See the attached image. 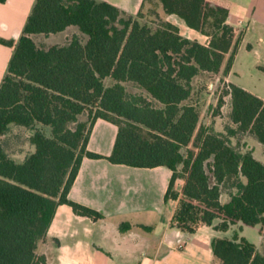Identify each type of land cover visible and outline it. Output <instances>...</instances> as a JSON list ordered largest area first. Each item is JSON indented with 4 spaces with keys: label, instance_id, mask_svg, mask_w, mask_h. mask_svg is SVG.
<instances>
[{
    "label": "trees",
    "instance_id": "1",
    "mask_svg": "<svg viewBox=\"0 0 264 264\" xmlns=\"http://www.w3.org/2000/svg\"><path fill=\"white\" fill-rule=\"evenodd\" d=\"M151 1L209 44L166 20L156 28L141 23L143 10L133 16L97 0H36L19 40L0 39L14 46L0 85V264H47L37 249L62 204L104 218L69 198L84 158L170 169L166 200L178 201L171 225L189 236L201 225L228 231L238 223L260 226L264 236V163L233 143L248 134L264 146V100L229 83L218 102L220 111L230 97L225 131L201 124L207 85L197 80L228 75L242 40L228 23L229 8L211 0ZM71 27L78 32L66 44L43 48L35 41ZM129 83L146 95L130 93ZM99 119L118 126L109 157L88 149ZM12 125L32 132L35 151L22 162L3 141ZM212 249L220 264H264V254L238 232L214 239Z\"/></svg>",
    "mask_w": 264,
    "mask_h": 264
},
{
    "label": "crops",
    "instance_id": "2",
    "mask_svg": "<svg viewBox=\"0 0 264 264\" xmlns=\"http://www.w3.org/2000/svg\"><path fill=\"white\" fill-rule=\"evenodd\" d=\"M97 1L110 3L133 16L143 10L144 2ZM211 1L229 8L228 23L234 27L236 34L238 29L246 28L243 41L249 32L254 31L264 43V0ZM35 3L36 0H7L6 3H0V39L14 43L19 40ZM157 12L160 14V11ZM162 13L163 20L178 26L184 37L209 44L208 36L189 28L183 19L167 15L163 9ZM72 28L73 34L78 32L74 27L64 32ZM13 53L14 46L0 43V85L7 74ZM256 67L264 72L261 69L263 64ZM232 69L224 76L229 83H233ZM242 88L264 100L263 96L247 87ZM28 132L26 136L29 139L32 132ZM117 135L116 124L99 119L93 126L88 149L109 157ZM32 147L29 154L33 153ZM23 152L20 150L18 154ZM24 154L25 160L29 154ZM12 157L15 159L14 155ZM172 176L173 172L163 166L135 168L113 164L107 158H84L69 198L97 210L104 218L95 221L77 215L69 205H60L47 239L39 243L37 253L46 257L47 264H220L213 253V240L232 239L237 232H245V225H232L228 231L201 225L191 236L172 227L171 222L178 206L177 200H166ZM182 185L183 181H178L176 189L181 191ZM225 196L226 202L229 200V196L224 194L221 197L223 203H226L223 201ZM123 223L129 224L130 229L122 231ZM145 227H150V230ZM230 232L234 234L230 236ZM254 244L263 253L264 236L261 233Z\"/></svg>",
    "mask_w": 264,
    "mask_h": 264
},
{
    "label": "rangeland",
    "instance_id": "3",
    "mask_svg": "<svg viewBox=\"0 0 264 264\" xmlns=\"http://www.w3.org/2000/svg\"><path fill=\"white\" fill-rule=\"evenodd\" d=\"M160 11L159 16L155 12ZM144 18L141 19V23L148 24L153 28H156L163 21L164 14L158 2L147 1L143 10ZM159 13V12H158ZM245 30L246 28L238 29L237 35H241L242 40L239 48L236 52L235 59L233 62V71L231 73V81L242 87H247L250 91L256 92L257 94L264 97V72L257 69L258 64L264 65V43L260 40V35L251 31L247 34L245 40ZM73 28L68 32L54 34V35H40L35 37V41L40 47L48 48L53 44L62 45L68 43V41L73 36ZM253 46V47H252ZM225 75L219 77H201L197 80V83H203L207 85L206 97L207 105L203 110L201 124L206 126H214V128L219 131H225L226 126L229 125V114L231 111V101L230 97L226 98V104L219 111L218 102L222 95L223 90L229 84L227 80L224 79ZM107 84L110 85L111 81L107 80ZM127 89L133 94H144L143 90L139 89L134 84H127ZM89 119L88 113L81 117L82 121H87ZM49 133L50 130L46 129ZM28 130L18 128L12 125L11 131L4 137V143L10 154L15 156L16 161H24V153L30 152V145L27 138ZM233 143L239 145L241 150L253 151L255 157L264 162V147L252 136L241 135L238 138L233 139ZM33 152L35 147H32ZM24 151L22 154L18 152ZM186 152V150H184ZM223 201H227V197ZM260 227H246L245 232L239 231L241 236L248 238L252 243H257L260 237ZM234 234L230 232V236ZM264 254V245L262 247Z\"/></svg>",
    "mask_w": 264,
    "mask_h": 264
}]
</instances>
